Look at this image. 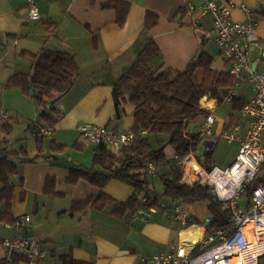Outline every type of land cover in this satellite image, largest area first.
Wrapping results in <instances>:
<instances>
[{
	"label": "crops",
	"instance_id": "1",
	"mask_svg": "<svg viewBox=\"0 0 264 264\" xmlns=\"http://www.w3.org/2000/svg\"><path fill=\"white\" fill-rule=\"evenodd\" d=\"M122 1L130 4V10L126 22L119 25L116 22V11L102 8L103 0H33L42 16L39 21L28 17L29 0H0V109L8 112L10 117L14 113L17 115L1 122L0 132L16 133L15 125H20L21 118L27 123V131L31 133L36 145L35 156H31V150L23 144H19L20 147L2 149H7L9 153H18V150L23 149L18 155L8 154L18 166V170L10 176L15 188L12 214L16 220L22 216H30L31 222L24 228H18L15 223L7 225L0 222V264H5L7 257L1 240L23 234L38 238L48 253L37 263L14 256L11 262L13 264H68L67 259L84 264H144L143 258L170 254L176 248L182 250L181 234L188 228H182L174 219L172 207L175 202L169 199L162 200L148 220L130 213L119 218L112 213L114 206L109 205L102 211L92 206L102 193L116 201L125 202L133 196L134 188L116 179H111L100 188L85 178H77L72 174L71 169L92 168L97 147L79 132L78 126L81 123H93L110 126L119 132L132 130V111L127 112L125 108L122 117H116L113 91L151 41L159 47L161 58L157 61L163 63L164 68L184 70L192 59L203 53L211 58L212 68L215 70L229 72L230 63L222 56L220 49L217 60L202 49L207 42L215 43L205 36L213 28V17L202 14L204 0ZM231 1L246 4L251 9L252 17L258 24L257 32L261 43L264 44V18L256 12L264 5V0ZM148 12H154L158 16L157 24L152 28L146 26ZM234 17L245 20V15L240 11H236ZM47 49L74 55L80 70L74 86L56 102V123L53 124L40 122L41 119L35 121L41 115V109L30 102L29 97L34 96L19 88L6 86L13 75L32 73L35 63L33 55ZM259 55V50L252 55L253 65ZM8 58L13 60L10 66L5 65ZM6 94L15 98V105L8 102ZM205 98L206 102H214V108L209 109L202 104L201 108L212 113L216 99ZM239 98L246 102L252 99H245L238 93L237 99ZM125 116L131 119H124ZM196 120L191 121L188 128H197L198 126L192 127ZM38 123L53 127V135L37 138L34 127ZM222 123L223 131L232 126ZM247 126L248 123L243 125L241 135ZM222 130H214L215 136ZM78 135L85 142L77 139L74 148L82 151L92 149L91 165L77 160L67 161L62 157L68 149L64 142L70 137L77 138ZM41 139L44 142L39 150L37 141ZM214 139L215 137L212 138L213 141ZM6 142L8 143L7 139H4V143ZM52 143L56 147L64 146L65 150L51 151ZM202 146L205 148L203 144ZM213 151L214 149L209 153ZM176 155L178 154L174 153L177 164ZM198 155L195 152L197 162L201 165ZM177 166L179 167L178 164ZM157 167L159 173L160 166ZM96 169L101 170L100 167ZM181 172L183 173L182 169ZM150 179L154 185L153 179ZM49 180L52 183L47 190ZM152 185L149 189L159 193L151 188ZM90 197L94 201L88 207L74 205L75 202H84ZM164 202L171 205L163 206ZM181 205L193 222H199V226L192 224L191 227L201 229L203 241L207 236L204 222L210 215L208 205ZM16 258L18 259L14 262Z\"/></svg>",
	"mask_w": 264,
	"mask_h": 264
},
{
	"label": "trees",
	"instance_id": "2",
	"mask_svg": "<svg viewBox=\"0 0 264 264\" xmlns=\"http://www.w3.org/2000/svg\"><path fill=\"white\" fill-rule=\"evenodd\" d=\"M101 6L103 9L116 11L117 24L123 25L126 22L130 10L129 3L122 0H103ZM256 12L264 18V5ZM157 21L156 13H147V27H154ZM33 57V72L13 75L6 86L19 88L28 95H31L34 88V99L41 109L40 122L53 124L56 123L55 103L74 86L80 73L79 65L74 55L63 51L47 49L34 54ZM159 58V47L151 41L130 71L118 81L113 91L117 119L125 113L127 103L133 106L130 116L133 119L132 130L137 135L134 142L117 152L104 145H97L92 168L71 169L77 178H85L100 188L111 179L119 180L134 188L133 196L125 202H119L102 193L95 201L90 197L84 202H75L74 205L86 208L94 201L92 206L101 211L109 205L114 206L112 213L123 218L127 213L135 215L143 195L153 200L148 204L150 207L160 206L164 198L182 204H206L212 215V222L205 227L207 234H211L231 225L230 211L223 203L215 201L216 196L209 186L188 184L181 169L168 159L167 150L171 149L181 156L198 150L202 139L196 134H189L187 130L191 121L210 114V111L201 108V100L208 97L223 103V95L234 85L235 78L227 71L213 69L211 58L204 53L199 58L192 59L184 70L164 68L163 63L157 61ZM200 73L201 78L197 81ZM245 104L246 100L236 99L232 109L242 111ZM231 121L233 122V119ZM5 127L7 128V125ZM43 142L42 139L37 141L39 150L42 149ZM50 149L63 152L65 147H56L55 143H52ZM21 150L23 149L18 150V153H9L7 149L0 152V222L7 225L16 224L17 221L12 214L15 188L11 184L10 176L18 170L17 164L8 154L18 155ZM198 159L207 168L214 165L211 153L198 155ZM149 162L157 166L164 163L169 165L167 173H157L163 184V192L160 194L149 189ZM97 167L101 170H97ZM51 183V180L47 181V190ZM192 224L199 222L194 221ZM17 259H14V262ZM66 261L68 264H84L72 259Z\"/></svg>",
	"mask_w": 264,
	"mask_h": 264
},
{
	"label": "built area",
	"instance_id": "3",
	"mask_svg": "<svg viewBox=\"0 0 264 264\" xmlns=\"http://www.w3.org/2000/svg\"><path fill=\"white\" fill-rule=\"evenodd\" d=\"M30 1V20L39 21L42 16ZM240 11L245 20H237L234 13ZM203 15L213 17V28L206 38L214 40L222 56L230 63V74L235 78L232 87L223 95V102L232 104L238 97L242 81L249 79L254 96L242 108V114L248 123L241 135L243 126L234 124L221 133L229 142L241 144L236 160L227 168L213 165L207 168L198 164L195 152L188 155H176L177 164L183 171L185 181L190 184H203L212 188L219 202L230 211L231 225L207 234L206 238L189 252L176 248L170 254H156L143 258L144 264H260L264 257V44L257 32L258 24L252 17V11L246 4L231 0H204L201 6ZM259 50L258 60L253 65L252 55ZM11 118L8 112L0 109V123ZM216 117L210 113L205 122L197 128H188L189 134H196L205 141H213ZM37 138L53 135V127L37 125L34 127ZM79 132L92 144L104 145L114 151L130 146L136 139L133 130L119 132L110 126L93 123H81ZM145 134V132H143ZM215 141L205 147V153L214 149ZM147 171L151 175L158 173L155 163L149 162ZM248 193L245 210L240 207L243 194ZM153 200L146 195L136 209L135 217L150 219L157 206L150 207ZM165 206V204L163 205ZM173 217L184 229L192 226L193 220L183 209L181 203H174ZM31 222L30 216L19 217L18 228H24ZM212 222V215L204 225ZM6 250V262H12L14 256H20L30 262H40L48 253L43 243L33 235L23 234L1 240Z\"/></svg>",
	"mask_w": 264,
	"mask_h": 264
},
{
	"label": "rangeland",
	"instance_id": "4",
	"mask_svg": "<svg viewBox=\"0 0 264 264\" xmlns=\"http://www.w3.org/2000/svg\"><path fill=\"white\" fill-rule=\"evenodd\" d=\"M34 25L35 24L33 23V26ZM202 49L203 51L212 55L215 58V60L219 58V47L215 43L207 42L206 44L202 46ZM197 58H198V55H197ZM12 62L13 60H11V58H8L5 65L10 66ZM200 78H201V73L197 76V81H199ZM239 95L245 99L253 98L254 96L253 88L248 79H245L242 81L241 87L239 89ZM6 96H7L8 102L13 105L15 103V98H12L9 94H6ZM29 100L30 102H33L35 105H37V102L34 99V97H29ZM215 101H216L215 109L212 111V114L216 117L217 122H216V125L214 126V130L218 131L220 128L222 130L223 129L222 122L226 123L227 125L240 124L243 126L247 124L246 118L243 116L241 110H233L232 104H228L225 102L219 103L217 102V100ZM56 106L57 105L55 103V107ZM125 108L127 109V112H131L133 109V106L132 104L127 103L125 105ZM231 114H233V116H231ZM11 115H12L11 117L13 118L17 117L15 113ZM20 117L21 116H19V118ZM124 119L129 120L131 118L125 116ZM196 119L197 120L192 124V127H197V126L202 125L205 122L206 116L202 115ZM232 119H233V122L231 121ZM39 120H40V115L37 116L35 121H39ZM19 123L20 125H15L17 128L16 129L17 131L14 134L13 133L4 134L0 132V150L2 151L3 148H7V147H11V148L20 147L19 144H23L25 146H28L29 149L31 150L30 155L35 156V153H36L35 152V146H36L35 140L33 139L31 133L27 131V128H28L27 123L21 118H20ZM221 133H218L214 139V141L216 142V145H215L214 151L211 153L212 161H213V164L216 166H219L221 168H227L236 160L239 154V151H240L241 144L239 141H233V142L227 141L226 139L220 136ZM79 138L85 142V140L83 139L81 135H78L77 138L70 137L68 138L67 142H64L65 145H67L68 149L65 151V153H63L62 157L65 158L67 161L77 160V161H80L81 163H85L86 165H91L92 157H93L92 149H87V150L85 149L82 151V150H77L74 148L76 140ZM4 139H7L8 143L7 142L4 143ZM56 140L59 143H62L61 140H59V138H56ZM196 152H198L199 155H203L205 153V148L202 146V144L200 145V147L198 148ZM167 154H168V159H171L172 163L174 164L175 161H174L173 150L168 149ZM168 167H169L168 163L161 164L159 168V174L163 175L165 171L168 169ZM151 178L153 179L152 181L154 183V185L151 184L152 185L151 188H155L159 193L163 192V184L159 178V175H155ZM261 182L264 184V176L261 178ZM164 200L168 201L167 198H164L163 201ZM247 203H248V193H245L243 194L242 199L240 200V207L243 210H245L247 207ZM168 205H171V204L165 203V206H168ZM196 225L199 226V224H196ZM191 230H194V227H191V228L189 227L187 229V231H191ZM260 264H264V257L260 258Z\"/></svg>",
	"mask_w": 264,
	"mask_h": 264
},
{
	"label": "bare ground",
	"instance_id": "5",
	"mask_svg": "<svg viewBox=\"0 0 264 264\" xmlns=\"http://www.w3.org/2000/svg\"><path fill=\"white\" fill-rule=\"evenodd\" d=\"M201 103L204 107L212 109L214 108V102L209 100L206 102V98L201 100ZM203 239V233L200 228H194L191 231H184L181 234V251L182 253L188 252L191 249L198 246Z\"/></svg>",
	"mask_w": 264,
	"mask_h": 264
},
{
	"label": "water",
	"instance_id": "6",
	"mask_svg": "<svg viewBox=\"0 0 264 264\" xmlns=\"http://www.w3.org/2000/svg\"><path fill=\"white\" fill-rule=\"evenodd\" d=\"M198 57H199V55H198ZM31 95H32V96L35 95V89H34V88H32ZM212 143H213V141H205V142L203 143V145L206 147V146H208V145H211ZM215 201L218 202V199L216 198ZM209 217H211V215H209Z\"/></svg>",
	"mask_w": 264,
	"mask_h": 264
}]
</instances>
